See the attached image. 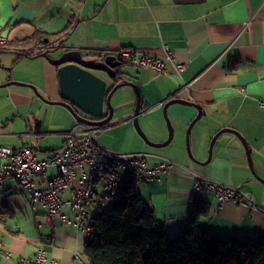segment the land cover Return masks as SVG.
<instances>
[{
    "label": "crops",
    "instance_id": "crops-1",
    "mask_svg": "<svg viewBox=\"0 0 264 264\" xmlns=\"http://www.w3.org/2000/svg\"><path fill=\"white\" fill-rule=\"evenodd\" d=\"M0 29L8 43L28 38L39 30L47 34L66 32L63 49L79 50L85 58L115 56L122 49L161 57L162 46L171 49L176 60L185 65L178 74L160 75L132 66H121L118 73L137 88L142 98L139 113L154 110V143H161L168 136L158 111L167 101L182 99L201 105L204 116L212 120V128L204 133L208 139L223 128L233 129L245 139L251 149L254 173L241 141L225 132L217 137L210 161L198 170L184 162L183 153L176 152L174 160L153 150L148 166L163 159L177 166L155 180H138L141 182L140 189L137 185L138 192L153 211L159 227L168 237H176L188 229L193 197L198 195L193 190L190 173L196 172L250 193L253 202L262 209L249 211L228 202L219 210L214 197L200 193L198 197L208 204L206 216L199 221L203 230L221 239H264V183L258 180H264V107L259 105V100H264V0H0ZM18 64L27 70L14 72ZM33 67L39 68L42 85L38 84ZM7 82L33 86L45 99L60 100L56 70L39 55L16 60V54L1 50L0 85ZM115 83L121 82L117 79ZM111 85L110 81L108 88ZM123 87L129 91L123 102L113 104V118L123 112L134 113L135 92L129 86ZM0 89L3 90L0 102H8L0 111V146L16 149L28 143L29 137L47 132L48 106L52 104L39 99L30 87L11 84ZM35 101L42 104L35 114L25 115L19 110L32 107ZM166 114L183 120L186 127L197 115V109L175 103L167 107ZM17 118L20 130L14 127ZM128 119L129 116L117 122L110 120L98 127L96 136L103 131L110 139L114 128L123 126L124 140L125 133L132 130ZM76 123L73 118L70 128ZM64 132H56L61 135L58 146L28 144L43 159L63 148ZM111 142L97 144L105 151L120 149L121 143ZM122 153L144 152L137 147ZM194 155L200 160L201 150L196 148ZM56 173L55 168L49 169L50 176ZM119 186L102 212L119 201L116 200ZM70 196L68 190L64 197ZM98 213L95 206L90 207L91 217ZM66 214L73 216L71 211ZM40 236L48 238L44 250L56 264H86L84 244L89 235L78 232L74 225L59 217L48 216L42 204L33 201L16 179L5 180L0 187V264H16L22 257H32L40 247Z\"/></svg>",
    "mask_w": 264,
    "mask_h": 264
},
{
    "label": "built area",
    "instance_id": "built-area-1",
    "mask_svg": "<svg viewBox=\"0 0 264 264\" xmlns=\"http://www.w3.org/2000/svg\"><path fill=\"white\" fill-rule=\"evenodd\" d=\"M7 43L8 38L0 29V51L7 47ZM162 50V56L155 57L136 50L122 49L115 57L121 66L149 69L160 75L171 76L185 69V65L176 60L171 49L164 45ZM117 79L123 82L125 76L120 74ZM259 105L264 107V100H259ZM98 132V127L76 123L63 133V148L50 152L43 159L37 157V150L28 143L16 149L0 146V187L5 180L16 179L33 201L42 204L48 216L59 217L64 223L74 225L78 232L90 236V207L95 206L98 211H103L119 186L122 170L130 171V179L152 181L161 174L173 172L177 166L167 159L148 166V155L145 153L105 151L96 142ZM50 168L56 169L54 176H50ZM190 174L193 190L214 197L219 210L224 204L232 202L249 211H262L253 202L250 193L196 172ZM68 190L71 196L65 198L64 194ZM66 211H71L73 216H68ZM47 240L46 236H40L37 252L32 257L20 258L16 264H56L45 253Z\"/></svg>",
    "mask_w": 264,
    "mask_h": 264
},
{
    "label": "trees",
    "instance_id": "trees-1",
    "mask_svg": "<svg viewBox=\"0 0 264 264\" xmlns=\"http://www.w3.org/2000/svg\"><path fill=\"white\" fill-rule=\"evenodd\" d=\"M64 34L35 31L2 50L16 54V60L38 56L62 46ZM198 195L193 197L187 231L171 238L143 202L137 180H127L121 199L90 219L92 233L84 244L88 264H264V239H221L203 230L199 221L208 204Z\"/></svg>",
    "mask_w": 264,
    "mask_h": 264
},
{
    "label": "water",
    "instance_id": "water-1",
    "mask_svg": "<svg viewBox=\"0 0 264 264\" xmlns=\"http://www.w3.org/2000/svg\"><path fill=\"white\" fill-rule=\"evenodd\" d=\"M39 56L45 58L50 65L56 67L58 95L60 100H47L43 98L33 88V86L20 82H7L4 85H0V88L11 84L30 87L34 91L35 95L46 104L60 105L66 108L77 123H82L90 127H101L106 125L112 118L113 107L110 103L112 94L123 86H129L134 90L136 95V104L132 119L134 128L144 142L154 148L168 145L173 137V129L166 114L167 107L175 103L192 105L197 109V115L189 123L185 134L186 150L189 156L192 157L190 152L189 136L195 122L204 115L201 105L177 98L167 101L162 108L168 131L167 139L161 143H152L146 138L137 122V116L139 115L142 101L137 88L130 82L123 81L121 83H115L121 67L115 56L106 55L102 58H85L79 50H65L63 49V46H57L52 50L44 51ZM96 72L104 73L107 76V79L100 78ZM110 81L112 82V85L108 88ZM105 115L106 117L102 119ZM225 132L236 135L241 141L245 148L249 168L253 172L251 149L239 133L229 128L221 129L212 137L209 144L207 159L201 164L206 165L210 161L214 142L220 134ZM258 180L264 183V180L260 178H258Z\"/></svg>",
    "mask_w": 264,
    "mask_h": 264
},
{
    "label": "rangeland",
    "instance_id": "rangeland-1",
    "mask_svg": "<svg viewBox=\"0 0 264 264\" xmlns=\"http://www.w3.org/2000/svg\"><path fill=\"white\" fill-rule=\"evenodd\" d=\"M33 68H34V71H36L35 77L38 78L37 79L38 84L42 85L43 81H42L41 73H38L39 68H37V67H33ZM14 69H13L14 72L15 71L22 72V71L27 70L26 67L23 66V64L16 65ZM96 73L99 76H101L102 78L107 79L106 78L107 76L104 73H101V72H96ZM12 81H15V80H12ZM2 91L3 90L0 89V94L2 93ZM126 91H129V88L128 87H122L119 90H117L114 93V95H112L113 97H111V101H110L112 107H113V104L123 102L125 100ZM43 98H44V96H43ZM35 102L36 103L34 105H32V107L25 106L24 108H20L19 110L23 111V113H25V115L27 113H30L31 115H33L41 108V105H42L37 101H35ZM6 105H8L7 101L0 102V111H1V106L4 107ZM48 111L49 112H48L47 118H50V119L48 120L49 121V127H48V129H46L47 132L44 133L43 135L39 136V137H36V136L29 137L27 140H28V143H30L31 145H34L35 143H37L41 147H48V148L58 146L60 144L61 135L57 134L56 132L69 130L71 124L73 123V118H72L71 114H69L61 106H57V105L48 106ZM153 111L154 110H150V111H147L144 113H139V115L137 116V122L139 124L141 131L144 133L146 138L152 143L155 142V141H153ZM158 115L163 116L165 128L167 129L166 121H165L162 109L158 111ZM128 116H129L128 121L132 125L131 126L132 130H129V131H127V133H125V139L124 140L122 139V135H123L124 130H125V128L123 126H118V127L114 128V131L112 132V134H110V139L108 137L109 135L107 136L103 131L100 132L96 136V141L98 144L100 142H103V141L109 143L113 140H114V143H117V142H119V144L121 143L120 149L114 150V151H109V150H106V151H108L110 153H122V152H125L127 150L130 151V150L138 147L139 150H141V152H144L148 155V157H147L148 162H152L151 160L153 159V156L151 157L149 155V153H153V150L160 152L164 156L171 158V159H174V160H176L174 158L176 152H180L181 154L183 153L186 157V161H184V162H186V164H189L194 170L200 169L202 166L201 163H204L206 161L207 156H208L209 144H210V141L214 135H212L209 139L207 137H205L204 133H206L207 130L212 128L213 122H212V120L206 118L204 115L201 116L200 119L195 122V124L193 125L191 132H190L189 145H190V152H191L192 157L189 156V154L186 150L185 134H186V129H187L188 125L186 127H184L185 122L183 120H181L179 118L169 117L167 115V117L171 123L172 129H173L172 140L166 146L159 147L157 149L156 148L153 149L154 147H150L149 145H147L144 142V140L139 136L137 131L135 130L134 125H133V120H132V117H133L132 112H123V113L117 114L114 118L112 117L111 121L117 122L118 120H120V121L125 120L128 118ZM16 123H17L16 126H14L15 129L20 130V126L18 124V123H20L19 118L16 119ZM228 135H231V134H228ZM120 141H124V142H120ZM215 143H216V141L214 142V144ZM214 144H213V147H214ZM196 148L201 150V157H200L201 159L200 160L195 158L194 153H195ZM179 162H182V161H179ZM121 172L122 173H121V179H120V186H119V189L116 193V200H120V197L122 195L123 186H124L125 181L127 180V178L129 177V174H130V171H128V170H123ZM137 185H138V189H140L141 182L137 181Z\"/></svg>",
    "mask_w": 264,
    "mask_h": 264
},
{
    "label": "flooded vegetation",
    "instance_id": "flooded-vegetation-1",
    "mask_svg": "<svg viewBox=\"0 0 264 264\" xmlns=\"http://www.w3.org/2000/svg\"><path fill=\"white\" fill-rule=\"evenodd\" d=\"M105 117H106V115L102 119H104Z\"/></svg>",
    "mask_w": 264,
    "mask_h": 264
}]
</instances>
